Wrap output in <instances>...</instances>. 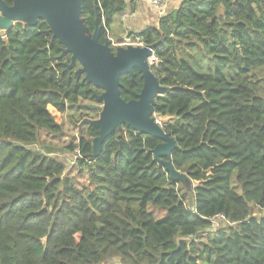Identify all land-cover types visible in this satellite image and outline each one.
<instances>
[{"label":"trees","instance_id":"16d2710c","mask_svg":"<svg viewBox=\"0 0 264 264\" xmlns=\"http://www.w3.org/2000/svg\"><path fill=\"white\" fill-rule=\"evenodd\" d=\"M125 6L85 0L81 19L104 43ZM128 39L153 50L166 88L153 116L184 182L154 159L160 140L126 124L92 159L98 130L78 125L102 91L65 69L43 20L17 23L0 34V264H264V0H183ZM119 81L136 100L140 73ZM49 107L79 130L74 174L39 152L63 132Z\"/></svg>","mask_w":264,"mask_h":264},{"label":"water","instance_id":"95a60500","mask_svg":"<svg viewBox=\"0 0 264 264\" xmlns=\"http://www.w3.org/2000/svg\"><path fill=\"white\" fill-rule=\"evenodd\" d=\"M85 0H12L9 6L0 0V34L8 31L17 23L34 26L43 20L62 46V54H70V62L65 69L80 67L75 71L77 79L84 80L99 88L102 93L96 97L102 106H86L99 112L98 119H84L82 124H89L98 130V137L93 139L92 154L95 159L101 151L106 138L126 124L133 131L160 140L153 149L154 159L161 164L171 180L185 178L174 170L171 157L176 149L173 138L164 132L153 116L155 100L166 91L151 71L153 50L147 46L125 45L112 52L110 41H99L101 28L95 24L89 34L81 19L82 4ZM134 70L140 73L142 89L136 100L125 102L120 97V78L128 75L134 78ZM185 184V183H184Z\"/></svg>","mask_w":264,"mask_h":264},{"label":"crops","instance_id":"0c3cea01","mask_svg":"<svg viewBox=\"0 0 264 264\" xmlns=\"http://www.w3.org/2000/svg\"><path fill=\"white\" fill-rule=\"evenodd\" d=\"M124 11L118 16L108 33L115 44L125 37H135L150 28H158L163 15L175 10L183 0H162L163 12L152 6L150 0H125Z\"/></svg>","mask_w":264,"mask_h":264},{"label":"rangeland","instance_id":"374dc122","mask_svg":"<svg viewBox=\"0 0 264 264\" xmlns=\"http://www.w3.org/2000/svg\"><path fill=\"white\" fill-rule=\"evenodd\" d=\"M23 26H26L27 23H20ZM126 38V37H125ZM128 39V38H126ZM130 41V39H128ZM114 41V40H113ZM123 41V40H122ZM115 42V41H114ZM131 42V41H130ZM94 106H102L100 105H94ZM49 112L52 114L54 117V120L62 125L63 132L59 137H52L51 135H46L45 133L40 136L41 141L43 144V148L39 150L40 153L43 155L57 158L60 162L66 165V167L69 169L71 174H74L75 168H74V161L75 157L77 156L76 154H70L66 150V147L70 145L71 143L76 144L78 141L79 137V130L78 128H81V124L78 125V128L74 127V122L70 121L67 115H61L55 112V110L51 107H49ZM85 113L88 114V119L95 120L98 119L99 117V112L95 109H89L88 107H85ZM155 118V117H154ZM156 119V118H155ZM158 124L160 123L158 120H156ZM183 191H188V186L186 184L181 185ZM187 200V199H186ZM257 212V211H256ZM258 214L256 215L258 218L262 217L263 213L257 212ZM220 220L215 219L214 222L218 223ZM105 264H120L118 260H112L108 263Z\"/></svg>","mask_w":264,"mask_h":264},{"label":"built area","instance_id":"2783aa9c","mask_svg":"<svg viewBox=\"0 0 264 264\" xmlns=\"http://www.w3.org/2000/svg\"><path fill=\"white\" fill-rule=\"evenodd\" d=\"M149 3L152 5V6H154L156 9H158L160 12H163V3H162V0H150L149 1ZM110 38H108V40H109ZM110 41V40H109ZM110 44H111V46L112 47H118V46H127V45H133V46H142V44H140L139 42H130L128 39H126V38H124L123 39V41H121L120 43H118V44H115L113 41H110ZM155 59H154V57H153V60L152 59H150L149 60V63H151L152 65L155 63ZM156 120V119H155ZM160 124V123H159ZM217 219H219V220H221V218H217ZM214 220L215 219H213L212 220V223L213 224H216V225H218V223L216 222H214Z\"/></svg>","mask_w":264,"mask_h":264},{"label":"flooded vegetation","instance_id":"af4514ba","mask_svg":"<svg viewBox=\"0 0 264 264\" xmlns=\"http://www.w3.org/2000/svg\"><path fill=\"white\" fill-rule=\"evenodd\" d=\"M110 41H112L111 39H109ZM112 48V47H111ZM116 48V47H115Z\"/></svg>","mask_w":264,"mask_h":264}]
</instances>
